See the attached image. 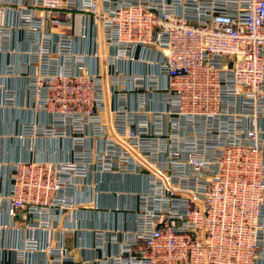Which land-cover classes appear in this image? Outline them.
<instances>
[{
  "label": "built area",
  "instance_id": "2783aa9c",
  "mask_svg": "<svg viewBox=\"0 0 264 264\" xmlns=\"http://www.w3.org/2000/svg\"><path fill=\"white\" fill-rule=\"evenodd\" d=\"M19 33L28 94L51 118L23 137L73 139L70 159L13 164L4 198L15 221L0 239L26 233L12 248L19 264L34 253L74 262L56 234L65 212L88 206L68 188L96 163L146 182L132 231H92L96 264L264 261V0H0V53ZM123 62L150 72L129 76ZM108 81L117 106L105 116ZM5 93L0 80L10 106ZM157 95L164 109L149 105ZM91 138L104 147L90 149Z\"/></svg>",
  "mask_w": 264,
  "mask_h": 264
},
{
  "label": "crops",
  "instance_id": "0c3cea01",
  "mask_svg": "<svg viewBox=\"0 0 264 264\" xmlns=\"http://www.w3.org/2000/svg\"><path fill=\"white\" fill-rule=\"evenodd\" d=\"M23 33L13 34L10 40L4 42L2 53H0V80L2 87L13 99L10 106L0 105V224L11 225L15 219L8 214L9 205L6 201L12 175L13 164L17 161H62L70 159L73 144L70 138L57 139L55 137L41 136L36 138H25L22 134L24 125H36L44 127L51 124V118L45 112L38 110L34 100L29 96L27 84L32 68L28 66L29 44L24 40ZM115 53L114 49L110 50ZM94 68V65H91ZM123 73L129 76H145L150 70L141 63H122ZM164 84V81H160ZM106 86L108 109L116 110L117 101L111 97V92ZM149 105L154 109H164L162 95L148 98ZM138 102V101H137ZM130 107H136L135 100L128 97ZM115 118V114H114ZM108 123L110 121L107 120ZM264 128V123L260 122V129ZM90 149H102L101 141L90 139L86 142ZM96 163L89 177L85 180L82 188H68V193L78 197L83 202L88 203L86 208L78 213L65 212L63 232L57 231L56 239L59 243H64L68 248L69 255L73 258L72 263L66 264H96L102 252L92 251L93 230L113 231L120 229L123 233L132 231L135 227L133 209L137 205L136 195L146 188L143 177L131 173L103 172ZM76 190V193L74 192ZM93 201V202H91ZM67 213V214H66ZM67 217V218H66ZM68 220L72 222V231ZM68 225L69 230H65ZM26 233L17 235L11 229L2 232L0 239V264H19V254L12 248L23 249ZM119 251L118 246L112 249L108 246L106 252ZM32 256V255H31ZM26 264H49L48 258L40 253H34L27 257ZM259 264H264V261Z\"/></svg>",
  "mask_w": 264,
  "mask_h": 264
}]
</instances>
